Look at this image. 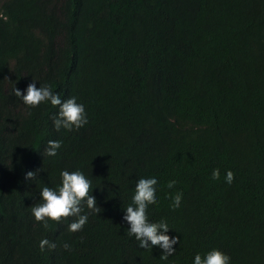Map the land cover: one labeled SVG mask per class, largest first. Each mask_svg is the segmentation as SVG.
<instances>
[{"label":"trees","instance_id":"16d2710c","mask_svg":"<svg viewBox=\"0 0 264 264\" xmlns=\"http://www.w3.org/2000/svg\"><path fill=\"white\" fill-rule=\"evenodd\" d=\"M33 82L76 97L88 124L56 131L58 107L14 95ZM64 170L102 209L83 203L77 232L31 213ZM151 177L148 220L179 241L167 260L123 219ZM213 249L264 264V0H0V264H194Z\"/></svg>","mask_w":264,"mask_h":264},{"label":"clouds","instance_id":"9594fccd","mask_svg":"<svg viewBox=\"0 0 264 264\" xmlns=\"http://www.w3.org/2000/svg\"><path fill=\"white\" fill-rule=\"evenodd\" d=\"M14 95L22 100L29 107L35 108L41 103L50 102L53 107H58L59 111L53 118V125L56 131L61 128L72 131L80 129L88 124L87 114L84 105L77 102L76 97L61 99L58 93L54 94L50 85H41L36 87V83H30L26 89V93L19 89H14ZM61 147L60 141L50 140L44 150L49 157L57 155V150ZM61 186L52 189L47 186L42 187L40 196L42 202L31 207V213L37 222H41L44 228L49 227V221L60 223L69 217H75L69 225L68 230L77 232L82 230L88 222V215H82V205L86 202L87 208L96 214L101 213V208L97 206L95 197L91 194V181L85 177L80 171L69 172L64 170L60 173ZM36 173L27 172L26 180H35ZM212 179H220V170L215 169L212 172ZM234 180V173L227 171L225 181L231 184ZM176 181H170L167 185L169 189L174 188ZM156 185L155 177L141 178L137 181L135 193L132 197V203L125 209L123 219L130 225L128 230L129 236H134L139 241L141 249H149L158 246L163 250L161 259L167 260L173 256L175 250L173 245L177 244L178 238L170 237L166 233L169 227L166 221L157 223L149 222L147 210L150 205L156 201ZM172 200L171 207L173 210L180 207L183 193L177 192L170 197ZM50 250L55 249L56 244L48 239L40 241V248L43 251L45 247ZM67 248L68 246L65 245ZM194 264H230V257L223 252L213 249L203 257L197 254Z\"/></svg>","mask_w":264,"mask_h":264}]
</instances>
